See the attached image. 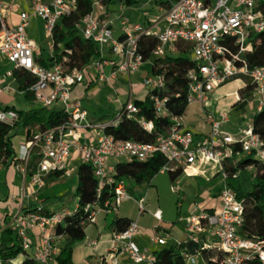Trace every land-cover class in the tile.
I'll return each instance as SVG.
<instances>
[{"label":"built area","instance_id":"2783aa9c","mask_svg":"<svg viewBox=\"0 0 264 264\" xmlns=\"http://www.w3.org/2000/svg\"><path fill=\"white\" fill-rule=\"evenodd\" d=\"M76 4V0H50L46 4H39L34 14L43 21L46 33L52 38L58 21L69 15ZM6 18V4L0 0V59L6 58L14 69L27 70L35 77L36 82L30 90L36 101L53 108L61 104L63 112L70 116L66 123L30 138L19 150V163L15 167L26 177L32 150L39 147L42 160L32 181L43 188L44 176L66 171L77 152L82 163L94 168L99 183L98 195L105 188H110L114 194L113 201L84 209L89 214V226L96 222L97 210L110 214L117 211L124 201L133 199L126 181L116 176V165L121 162L145 163L160 155L166 160L161 173L176 174L181 171L182 175L195 176L214 171V176H222L225 184L227 173L224 171V162L233 157V145L241 144L244 155H254L264 163V142L253 133L252 126L240 137H232L223 131V125L229 122V113L216 118L207 109V103L215 90L239 76L252 80L256 111L264 109V68L249 70L247 64L242 62V57L253 51V37L264 33V0H177L171 2L164 13L153 16L148 27L131 24L126 16H122L121 38L114 35L108 8L100 1H95L93 12L82 19L78 29L85 40L98 45L100 58L72 71H67L62 64L48 69L36 62L38 45L26 35L30 18L28 13H22L15 26H10ZM142 37L157 39L158 45L153 52L155 58L166 57L169 50L178 53L177 46L180 44L191 46L192 59L199 67L188 75L187 102L189 106H201L206 122L211 126L209 136H198L188 126L185 116L170 115L166 106L168 99L156 94L167 88L164 75H151L143 81L156 114L162 118L169 117L171 122L167 130L158 134L152 142L118 140L107 132L124 119L135 120L145 131L154 132V123L148 121L142 115V109L135 104L133 91L129 101L107 123L90 122L82 100L72 99V92L78 85L90 82L112 85L121 76L129 78L139 72L145 63L140 53ZM231 42L237 47V52L232 51ZM106 51H109L111 58L106 57ZM108 69L111 72L108 73ZM8 75L12 77L13 71ZM130 85L132 88L133 84ZM114 102L119 103L120 100L116 98ZM17 120L16 111L0 110L1 122L13 126ZM171 189L175 194H181L180 178L173 181ZM146 202V196L137 201L138 217L147 212ZM61 206L50 210L48 214L43 207L25 213L20 208L14 215V230L22 246L18 258H30L28 252L34 246L30 233L37 230L39 246L31 258L39 264H57L63 238L55 230L64 223L66 217L77 214L79 209L77 203L73 208ZM244 206V201L239 200L237 193L227 184L219 194V208L216 210L202 209L195 202L190 213L183 218L187 234L183 243L212 251V260L221 264H264V241L250 240L241 234ZM163 216L161 209L153 213L158 222L163 221ZM3 231L0 230V246ZM139 233L138 221H132L124 232H115L114 237L115 241L123 244V251L127 252L134 264H153L154 255L148 249H141L134 241ZM88 240L89 245L96 249L97 240ZM153 242L156 247L181 244L178 240L170 244L168 234L157 235ZM183 256L185 264H207L199 251L193 254L188 247L183 251ZM111 258L113 264H118L114 255ZM15 260H4L0 256V264H16Z\"/></svg>","mask_w":264,"mask_h":264},{"label":"trees","instance_id":"16d2710c","mask_svg":"<svg viewBox=\"0 0 264 264\" xmlns=\"http://www.w3.org/2000/svg\"><path fill=\"white\" fill-rule=\"evenodd\" d=\"M95 1H100L111 10L120 0H76L77 4L71 13L62 17L53 32V54L36 61L45 68H52L62 64L67 71L80 69L87 66L92 61L100 58V50L93 41L85 40L78 29V24L87 15L93 12ZM177 0H170L166 5ZM130 3V0H127ZM1 27V26H0ZM253 51L242 57V62L246 63L249 70L264 68V33L254 36ZM158 45L154 37H142L140 40V53L144 61L154 58L153 74L164 75L167 81V88L164 91L156 92L162 99L167 98V109L171 116H185L189 104L187 102L189 94L190 72L197 71L198 64L191 58V46L180 44L177 46L178 56L167 55L164 58L153 57V52ZM233 52L238 49L231 42ZM242 63H240L241 65ZM20 91L25 93L27 101L34 100L31 87L36 82L35 77L27 70L18 68L13 70ZM95 85L94 82L83 84L85 91ZM81 86V85H78ZM76 86V87H78ZM75 87V88H76ZM74 88V90H75ZM73 90V92H74ZM254 86L249 85L240 93L244 100L246 95L253 93ZM72 99H79L74 96ZM135 104L142 109V115L155 125L152 133L145 131L141 125L130 119H124L117 127L109 129L107 132L118 140L152 142L158 134L164 133L171 124L169 117H159L156 114L154 104L147 95L145 100H135ZM237 107V104L233 108ZM2 109V108H0ZM3 110H13L18 113V120L11 126L0 121V165L14 167L19 163L18 153L12 145V138L19 129H28V138L44 132L48 129L60 126L70 120V116L63 111H56L53 107H43L34 110L18 111L15 107H6ZM110 115H103L98 120L108 118ZM97 119V118H95ZM253 133L259 136L264 142V109L255 111L252 119ZM234 155L225 160L224 171L227 173L226 184L233 189L238 199L244 201V225L241 234L254 241H264V163L257 160L254 155H244L241 144L232 146ZM240 154V155H239ZM42 155L40 148L32 150L28 163V174L33 176L36 172ZM166 165V160L157 155L151 160L141 163L121 162L116 165L117 177L123 180H132L138 185L149 184L161 173ZM170 173V172H169ZM65 171L50 174L48 178H54L53 183L62 181ZM237 175V176H235ZM77 204L79 206L77 214L65 218L62 225H59L55 233L62 236L61 253L57 259V264H73L72 254L77 243L86 240V231L89 226L88 217L84 209L88 206L102 205L107 201H113L114 194L110 188H105L101 195H98V181L95 178L94 168L91 165L81 164L77 171ZM172 181L182 176L179 171L176 174L170 173ZM49 182V185L52 184ZM131 191V188H128ZM48 214L49 211H46ZM132 221L126 218H116L111 224L115 226L118 233L124 232ZM195 254L199 251L207 264H221L212 259L214 253L210 250H202L199 246H187L181 242L178 245L163 247L153 253L155 261L153 264H185L183 251L186 248ZM22 252V246L13 228L6 229L1 236L0 256L4 260L17 259ZM10 264V263H8ZM17 264V263H16ZM19 264H39L34 258L23 259Z\"/></svg>","mask_w":264,"mask_h":264},{"label":"crops","instance_id":"0c3cea01","mask_svg":"<svg viewBox=\"0 0 264 264\" xmlns=\"http://www.w3.org/2000/svg\"><path fill=\"white\" fill-rule=\"evenodd\" d=\"M49 1L50 0H4L7 9L6 19L10 26H15L19 23L20 15L22 13L26 12L29 14L30 18H29L28 26L26 28V35L30 40L34 41L38 45V49L35 52L36 61L42 59V57H46L48 55L53 54V40L46 33L44 29L43 21L34 14V10L39 4H46ZM165 3H167V1L165 0H130V3H128L127 0H120L109 11V17L113 20V30L115 37L121 38L123 35V26L120 20L122 16H126L131 24H142L143 26L148 27L151 25V20L153 16L164 13L165 9L168 7V5H166ZM176 54L177 53H172L171 50L168 51V55L175 56ZM153 61L154 58H151L150 60L146 61L142 65L140 71L135 73L137 78L141 80L142 85L144 79L153 74ZM13 70H14L13 64H11L6 58L0 59V105L6 104V107H15L18 111L43 108L44 105L36 101L35 99L30 101L26 100L25 93L20 91L19 84L15 76L13 75L11 77L8 75V73ZM107 72L108 73L111 72V69H108ZM137 78L135 79L137 80ZM117 81H129L131 84H133L132 76H130L129 78L125 76H121L120 78L115 80L112 83V85L106 83L102 84L98 82H94V83L95 85L97 84L101 85L102 88L115 89L113 87V84L116 83ZM251 85H253V83H251ZM132 88L130 85V93L132 91ZM85 89L86 87L82 85L76 87L73 92L74 96L76 98L83 100V97L85 95ZM252 94L251 96L253 98ZM125 95H128V93L127 94L125 93ZM147 95L148 92L146 93L145 97L143 98L138 97L136 99L145 100L147 98ZM213 96L214 95H212V97L208 102L212 103ZM129 98H130V94H129ZM129 98L127 102L129 101ZM236 98H237L236 99L237 102L235 104H237V107L239 103L247 102V99L242 100L240 94H236ZM115 99L116 98H111L110 100L115 101ZM58 105L61 106L60 109H56ZM249 105L251 109L256 111V104L254 101H252V103H250ZM119 106L120 105L117 106L118 110H119ZM6 107H2V109L0 110H3V108ZM62 107L63 106L61 104H57L54 107V110L63 111ZM237 107L230 110V112L237 111ZM187 113H189L187 114V119H186L188 126L198 136L200 137L206 136L205 131L196 128L192 124V122L188 120V116H195V117L202 116L201 118H204L205 115L201 111V106L199 104H193L189 106ZM88 120L92 123L100 122L98 118L95 119L94 117L90 116L89 112H88ZM207 125L209 126L208 123ZM29 141H30V137L28 138V129H19L18 131H16L15 135H13L12 138V145L15 152L19 153L21 147L27 144ZM80 164H81V159L79 157V154L75 152L69 162L67 170L65 171V175L62 177V181L57 184L53 183L52 181L54 178H48L50 174H53L50 173L44 176L45 186L43 188H40L38 185L33 183L32 176L28 174L26 177H24L20 172L17 171L16 167H14L13 165L10 166L0 165V230L5 231L8 228L14 229V225H13L14 215L18 213L20 208H23L22 213H25L31 210H35L37 207H43L46 211H50L52 209L60 208L61 205L68 206L65 203L64 199H62L60 203H50L48 194L51 191V194L53 196H61L62 193L64 194L69 187L75 185L76 191L74 197L76 199L72 207L68 206L70 208H73L77 203V185H78V176L76 182L74 183L73 175L75 172L78 171V166ZM36 172L33 175H35ZM214 178H219V179L221 178L220 181L222 182L224 181V179H222L220 175H216L214 176ZM49 182H52V184L49 185ZM57 186H60L61 190H59ZM149 186L152 187L153 182ZM221 190L218 193L211 192L209 202L207 203L208 206H212L214 200L219 197ZM137 201L138 200H135V203L138 207ZM218 208H219V203H218ZM157 209H161V208H157ZM156 210H154L151 213V217L154 220L156 219L153 217V213ZM212 210H216V209L213 207L210 209V211ZM188 214L189 213H187V215ZM110 215H112V213L106 214L102 211L97 210L96 222L88 227L86 231L87 237L86 240L83 241V246L79 248V250L75 249V253L78 251L79 254L77 256L75 254L74 256L77 257V261H79L80 264H113V259L111 258V256L113 255L117 258L118 264H134L133 261L130 259L129 255L127 254V252L123 251V244L115 241L114 233L117 231L115 229V226H112L111 223H109ZM123 216L124 217L121 218H126L131 221H138L140 227V233L138 236L135 237L134 241L138 244V246L141 249H148L152 254L155 251L163 248V247H156L153 242L157 235L161 236L163 233H165L168 234L170 237H172L170 231L162 229V227L160 226H155L152 229H150L148 225L149 224L148 220L146 219L142 221L143 215L141 217H138L137 219L129 215H123ZM163 220H164V216H163ZM183 229L185 230L184 226ZM184 230L183 233H185ZM30 234L34 240V246L33 249L31 250L32 254H29L28 252V255L31 257L33 256V254L37 250V247L39 246V236L37 230H33ZM88 238L97 240L98 245L96 249L89 245ZM172 238L173 239L170 238V244H172L173 240H177L174 239V237ZM77 245H79V243H77L76 246Z\"/></svg>","mask_w":264,"mask_h":264},{"label":"rangeland","instance_id":"374dc122","mask_svg":"<svg viewBox=\"0 0 264 264\" xmlns=\"http://www.w3.org/2000/svg\"><path fill=\"white\" fill-rule=\"evenodd\" d=\"M105 55L106 57L111 58L109 51H106ZM176 55L178 56L179 54ZM135 78H137V76L136 74H133V100L138 97L143 98L147 93V89L143 87L141 80L138 78L136 80ZM251 83L252 80L250 78L239 76L235 80H232L216 89L213 94L212 103H207L208 112L216 118H219L221 114L229 113L230 110L233 109V105L237 102L236 94H240ZM113 87L115 89H107L102 88L101 85L97 84L85 91L82 104L83 107L90 113V116L99 118L103 115H110L108 118L100 120V123H107L113 120L119 111L117 106L120 105V109L122 105L127 103L129 98V81H117L113 84ZM125 93H128V95H125ZM109 98H118L120 102L116 103ZM245 99H247V102L239 103L237 111L230 112L229 122L223 125V131L229 133L232 137H240L241 134L252 125L255 110L251 109L249 104L252 103L253 98L248 94ZM2 107H6V104H1L0 108ZM60 107L61 106L58 105L56 109H60ZM201 117L188 116V120L192 122L196 128L205 131L206 136H209L211 133V126L207 125L205 116L204 118ZM73 178L75 183L77 180V172L74 173ZM220 180L221 178H214V171H209L205 175L199 174L195 176H188L184 174L180 177L182 192L181 194H175L171 189L173 181L169 172L160 173L154 179L152 187L149 186V184L138 185L134 181L126 179L125 181L128 188H131L129 193L133 196V199L124 201L117 211H113L112 215L109 216V223L112 224L116 218L124 217L123 215H129L137 219L139 212L135 200H140L141 197L146 196L148 212L143 215L142 221L147 219L150 229L155 226H160L162 229L170 231L171 236L174 237V239L184 242L187 239V234L183 229V218L187 215V213H190L195 202L198 203L202 209L210 210L213 207L215 209L218 208L219 197L214 200L212 206H208L207 203L209 202L211 192L218 193L224 185H226L225 181L222 182ZM57 187L61 190L60 186ZM75 189V185L71 186L67 191L64 190L65 193H62L61 196H53L50 191L48 194L49 202L60 203V201L64 199L65 203L72 207L76 199L74 197L76 191ZM157 208H161L164 213V220L162 222H158L151 217V213ZM183 230L185 233H183ZM164 234L165 233L162 235ZM172 237L170 238L173 239ZM213 245H216V243L213 242ZM82 246L83 242H79V245L77 246L75 245L72 254L73 264H80L79 261H77V257L74 255L76 254L77 256L79 254L78 251L75 253V249L79 250ZM29 254H32V251H29ZM22 260L23 258H18L15 260V263L19 264Z\"/></svg>","mask_w":264,"mask_h":264}]
</instances>
